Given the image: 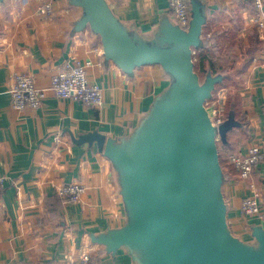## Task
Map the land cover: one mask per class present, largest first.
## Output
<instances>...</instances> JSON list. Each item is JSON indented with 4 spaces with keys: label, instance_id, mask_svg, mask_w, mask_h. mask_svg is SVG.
<instances>
[{
    "label": "crops",
    "instance_id": "0c3cea01",
    "mask_svg": "<svg viewBox=\"0 0 264 264\" xmlns=\"http://www.w3.org/2000/svg\"><path fill=\"white\" fill-rule=\"evenodd\" d=\"M218 47H233L239 70L227 81L228 109L236 103L239 127L227 134L219 152L245 156L249 149L264 150V29L251 22L249 0H206ZM44 0H4L0 3V264H66L79 250L91 247L101 264H130L123 255L110 257L92 245L87 231L119 227L123 205L109 161L94 149L72 144L67 131L77 135L98 130L106 135L128 131L167 77L157 64L124 74L104 62L98 36L89 29L72 32L80 10L66 0L53 4L54 14L40 12ZM113 13L142 30L153 28L167 0H107ZM249 49V51H248ZM91 61L88 81L103 92L102 108L57 98L49 89L52 76L69 59ZM100 64V65H98ZM17 74L29 75L35 87L46 91L38 109L15 111L9 91ZM227 96V97H228ZM228 110V112H229ZM220 143V142H219ZM236 173V171L234 170ZM81 184L87 190L79 203L56 194L63 185ZM250 184L261 193L264 215V161L249 181L235 177L223 182L227 221L234 235L250 241L249 223L241 201ZM264 223V216H263Z\"/></svg>",
    "mask_w": 264,
    "mask_h": 264
},
{
    "label": "water",
    "instance_id": "95a60500",
    "mask_svg": "<svg viewBox=\"0 0 264 264\" xmlns=\"http://www.w3.org/2000/svg\"><path fill=\"white\" fill-rule=\"evenodd\" d=\"M4 0H0L2 3ZM80 10L72 32L98 36L104 62L124 74L157 64L167 77L128 131H67L72 144L94 149L112 168L123 205L119 227L87 231L92 245L130 264H264V223L251 222L250 241L233 234L222 192L218 143L240 126L235 110L215 125L205 103L225 79L194 71L209 19L206 0H189V25L161 13L152 29L121 21L107 0H66Z\"/></svg>",
    "mask_w": 264,
    "mask_h": 264
},
{
    "label": "built area",
    "instance_id": "2783aa9c",
    "mask_svg": "<svg viewBox=\"0 0 264 264\" xmlns=\"http://www.w3.org/2000/svg\"><path fill=\"white\" fill-rule=\"evenodd\" d=\"M62 0H44L39 8L40 12L48 15L54 14L53 4ZM254 8L251 22L257 29H264V0H249ZM168 14L172 20L182 29L189 25V0H167ZM210 36V35H209ZM208 36V37H209ZM195 53V52H194ZM100 65V64H98ZM94 64L89 61L69 59L52 76L49 89L57 98L71 99L82 105L94 109L103 106V92L99 85L92 84L87 79V71ZM215 91L209 101L205 103L209 110L213 123L218 125L227 116L225 103L228 96V88H220ZM11 105L15 111H23L27 108L38 109L45 97L46 91L35 87L29 75L17 74L9 91ZM215 94V95H214ZM228 160L238 173L239 179L249 181L253 172L264 161V150L255 146L249 149L247 155L239 156L230 154ZM6 178L0 175V189L5 185ZM87 188L81 184H67L60 187L56 194L65 202L79 203ZM250 193L241 201V213L245 220L263 222L261 211L262 196L253 184H250ZM250 224V223H249ZM66 264H101L93 254L91 247L79 250L77 256L68 259Z\"/></svg>",
    "mask_w": 264,
    "mask_h": 264
},
{
    "label": "trees",
    "instance_id": "16d2710c",
    "mask_svg": "<svg viewBox=\"0 0 264 264\" xmlns=\"http://www.w3.org/2000/svg\"><path fill=\"white\" fill-rule=\"evenodd\" d=\"M205 27L203 30V45L202 47L195 49V53L193 55L194 71L201 78L205 75L207 70H210L213 74H222L225 79L221 84L216 85V90L220 88H227L228 86L226 83L231 78L232 72L235 70H239L241 64H244V62H240L239 59H243L247 50L245 51L243 48H241V46H239L238 49L240 53L238 55L239 57H237V55H235V51L231 50V47H218L216 45L217 40L214 33L212 32L211 35L207 37V34L210 31H207L208 29H205ZM227 102L228 99L225 104L228 112L229 109L227 106ZM232 105L234 106L235 117L236 119H238L236 103L233 102ZM219 144L221 145V143ZM219 160L223 171V180L225 181L227 179L235 177L237 173L234 172L235 168L229 160L223 158L221 152H219Z\"/></svg>",
    "mask_w": 264,
    "mask_h": 264
},
{
    "label": "rangeland",
    "instance_id": "374dc122",
    "mask_svg": "<svg viewBox=\"0 0 264 264\" xmlns=\"http://www.w3.org/2000/svg\"><path fill=\"white\" fill-rule=\"evenodd\" d=\"M253 23V22H252ZM254 24V23H253ZM233 48V47H232ZM232 48H231V50H232ZM215 60V59H214ZM218 65V64H217ZM219 65H220V63H219ZM87 79H88V76H87ZM228 88V87H227ZM217 91H219V89H217ZM216 91V92H217ZM215 95V94H214ZM227 99H229V96L227 97ZM227 99H226V101H227ZM226 104V103H225ZM225 109L227 110V107H225ZM218 146H220V144L218 143ZM245 220V219H244ZM247 221V220H246Z\"/></svg>",
    "mask_w": 264,
    "mask_h": 264
}]
</instances>
